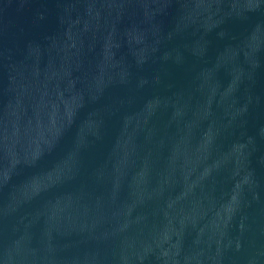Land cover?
<instances>
[{
	"label": "water",
	"instance_id": "1",
	"mask_svg": "<svg viewBox=\"0 0 264 264\" xmlns=\"http://www.w3.org/2000/svg\"><path fill=\"white\" fill-rule=\"evenodd\" d=\"M0 264H264V0H0Z\"/></svg>",
	"mask_w": 264,
	"mask_h": 264
}]
</instances>
